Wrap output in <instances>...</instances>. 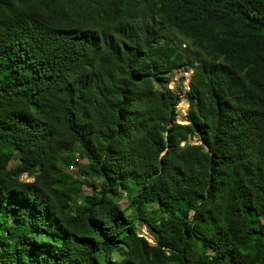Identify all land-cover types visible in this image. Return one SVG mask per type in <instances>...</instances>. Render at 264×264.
Wrapping results in <instances>:
<instances>
[{"label": "trees", "instance_id": "obj_1", "mask_svg": "<svg viewBox=\"0 0 264 264\" xmlns=\"http://www.w3.org/2000/svg\"><path fill=\"white\" fill-rule=\"evenodd\" d=\"M0 264H264V0H0Z\"/></svg>", "mask_w": 264, "mask_h": 264}, {"label": "rangeland", "instance_id": "obj_2", "mask_svg": "<svg viewBox=\"0 0 264 264\" xmlns=\"http://www.w3.org/2000/svg\"><path fill=\"white\" fill-rule=\"evenodd\" d=\"M190 75H191V69L187 71L176 70L171 75V78L167 84V87L169 89L177 91L179 93L178 101L175 106V112H176L175 122L180 123V124H187L185 115L189 108V104L184 94L188 89V82H189ZM190 143L198 144L202 142L198 141V135H195V137L191 139ZM15 160H16V153H15L13 161ZM71 160L74 164L79 162L75 152L71 154ZM65 171L72 175H77V176L80 175L79 169L75 165L68 167ZM20 179L23 181H30L29 178H26L25 174H22ZM81 192H82V195L89 194L90 189L86 186H83L81 189ZM117 203L121 208H127L128 200L123 193H121V197L118 199ZM128 212L129 211H127V213ZM136 227H137V232L139 233V235L144 237L150 244L154 243L151 236L149 235V232H148V229L145 223L137 222Z\"/></svg>", "mask_w": 264, "mask_h": 264}]
</instances>
